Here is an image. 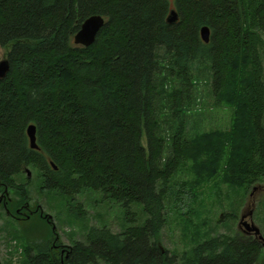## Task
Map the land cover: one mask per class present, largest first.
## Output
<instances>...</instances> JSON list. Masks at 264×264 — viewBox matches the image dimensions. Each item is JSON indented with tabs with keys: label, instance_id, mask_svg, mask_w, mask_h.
<instances>
[{
	"label": "trees",
	"instance_id": "1",
	"mask_svg": "<svg viewBox=\"0 0 264 264\" xmlns=\"http://www.w3.org/2000/svg\"><path fill=\"white\" fill-rule=\"evenodd\" d=\"M96 14L106 23L94 43L75 45ZM0 47L10 48L0 80V192L18 197L10 214L31 197L27 168L40 194L68 201L96 191L130 223L91 227L67 264L261 262V243L243 234L212 236L180 256L158 238L171 180L189 162L199 182L221 176L243 192L264 179V0H0ZM201 81L232 109L228 129L202 130ZM47 244H27L25 263L51 264Z\"/></svg>",
	"mask_w": 264,
	"mask_h": 264
},
{
	"label": "rangeland",
	"instance_id": "2",
	"mask_svg": "<svg viewBox=\"0 0 264 264\" xmlns=\"http://www.w3.org/2000/svg\"><path fill=\"white\" fill-rule=\"evenodd\" d=\"M9 50V47H0V60L7 58ZM198 89L200 106L197 109L203 115L202 130L228 129L232 109L225 104L216 105L204 81L199 83ZM191 166L189 162L171 180L166 198L167 223L158 238L163 250L180 256L212 236L242 234L239 222L242 214L250 209L254 223L264 236V193L261 190L250 188L243 192L224 183L221 176L199 182ZM23 176L27 178L25 173ZM36 177L32 171V182L28 187L31 197L27 204L33 215L17 219L14 214L13 218L0 206V264H24L27 244L54 239L52 225L59 242L72 245L76 241H85L91 227L106 226L113 232H122L130 224L124 209L114 201L102 198L99 192L82 191L66 201L55 194H40ZM259 185H264V179L254 186ZM8 193L9 207L13 208L18 197L13 191ZM131 211L136 213V223L145 220L142 204H133ZM230 215L234 217L230 218ZM259 264H264V248Z\"/></svg>",
	"mask_w": 264,
	"mask_h": 264
},
{
	"label": "water",
	"instance_id": "3",
	"mask_svg": "<svg viewBox=\"0 0 264 264\" xmlns=\"http://www.w3.org/2000/svg\"><path fill=\"white\" fill-rule=\"evenodd\" d=\"M179 19L178 12L175 8H172L167 17L168 23L172 24L177 22ZM106 23V19L102 15H92L88 17L82 24L78 32L74 35V44L78 46L88 47L92 45L97 37V34L103 28ZM201 38L204 42L208 43L210 40V29L208 26H203L200 30ZM9 61L8 59L0 60V80L3 79L7 72L9 71ZM27 135L30 141V147L33 149H38L37 136H36V126L31 124L27 128ZM30 174V171H28ZM7 192V188H6ZM253 210L250 209L247 213L242 214L239 226L244 225L248 231L254 232L264 243V236L261 234L260 228L247 218H252Z\"/></svg>",
	"mask_w": 264,
	"mask_h": 264
},
{
	"label": "flooded vegetation",
	"instance_id": "4",
	"mask_svg": "<svg viewBox=\"0 0 264 264\" xmlns=\"http://www.w3.org/2000/svg\"><path fill=\"white\" fill-rule=\"evenodd\" d=\"M28 171H30V174H28ZM23 172L26 174L27 179H31L32 178V171L30 169L26 168V169H24ZM257 184H259V182ZM254 185H256V183L251 185V188H253L255 191L261 190L262 193H264V185H259V186H254ZM251 194H253V193H251ZM9 204H10V197H9L8 189H7V192H6V188H5L4 192H0V206H2L4 208L5 213L7 215H9L10 217L14 218L15 216L13 214L11 215L10 211L8 210ZM22 207H23V210H21V209H17L16 210V215H17L16 218L17 219H19V218H29L28 216L30 214L31 215L34 214V213H32L33 211L30 210V204L28 206L27 202ZM41 216L44 217V218H47L48 223L52 225V222L49 221V219H48V217L46 215H42V213H41ZM252 217H253V215H252ZM251 219L252 218H247L248 221H251ZM239 228H240L241 233L243 235H245L248 238L256 239L257 241H259V243H261L262 247L264 248V243L260 239L259 236H257L254 232L248 231V229L245 228L244 225L239 226ZM52 230H53V232L55 234V236L53 237L54 239H52L51 241L46 242V243H48L47 246L49 248V256L52 257V260H51L50 263L51 264H67V260H68L70 254H71V251H72L71 250V245H65V244L60 243L58 235L54 231V226L53 225H52Z\"/></svg>",
	"mask_w": 264,
	"mask_h": 264
}]
</instances>
